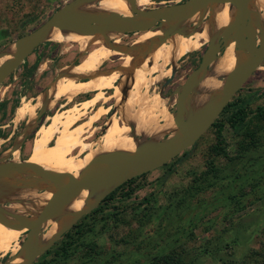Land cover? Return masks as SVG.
<instances>
[{"label":"rangeland","instance_id":"374dc122","mask_svg":"<svg viewBox=\"0 0 264 264\" xmlns=\"http://www.w3.org/2000/svg\"><path fill=\"white\" fill-rule=\"evenodd\" d=\"M69 1L71 0H0V52L5 51L19 37L37 28L54 11ZM180 1L184 0H151L150 3L139 8L158 7ZM260 14L264 22V11ZM142 33L134 32L130 34L128 32L121 34L118 32L102 40L118 37L120 44L127 50L131 47L133 39ZM100 41L98 40L89 45L85 52H81L75 43L46 41L39 45L24 60V63L19 65L4 80L0 85V158L2 157L0 160H27L37 130L41 125L47 123L46 117L53 113H60L74 104L81 107L82 103L87 101L88 98L93 101L96 100L94 101L95 105L91 106L89 102H85L86 104L82 105L81 112L85 113L86 116H82L78 124L85 123L96 106L100 105L102 107L103 105L104 113L91 125L89 137L85 141L91 142L92 146H94L95 141L100 145L107 143L108 137L111 136L108 120L110 116H117V113L114 112L115 108L120 102L125 101L123 98L119 102L115 101L113 93L117 86L115 89H109V87L105 89L102 92L103 95H100L101 100H99L100 96L96 95V93H88L78 95L71 101L66 99L58 101L55 105H52L49 111L45 110V113L42 114H39V110H36L33 128L31 129L26 126L24 120L15 122V110L21 101L24 99V101H33L43 90L49 88L52 76H55L56 67L68 64L63 66L62 69L65 71V67L70 66V71L74 73L72 79L81 82L89 81L93 77H100V73L97 70H115L118 68V65L124 59L120 60L119 56H114L100 64L93 72L88 69L79 70V64L85 58L86 53L94 49ZM47 46H53L51 53L47 51ZM206 49L207 43H204L196 50L190 49L183 53L179 57L180 59L175 62L177 65L174 63L168 68L166 67L171 72L165 77L154 81L151 86L140 83L141 87L138 93L143 100L140 102L141 106L144 109L149 108V100L154 95H160L166 101V112L173 110L176 96L174 93L199 65ZM35 63L38 64L34 68L32 66ZM172 69L174 73L170 79ZM129 78L130 75L124 76L122 80L127 85H130ZM120 80L118 78L115 85ZM248 97L249 99L244 107L249 117L254 114L257 107H264V61L229 102ZM220 121L217 125H223L221 144L225 147L227 155L234 157L236 155L235 141L237 138L228 123L227 113L222 115ZM217 132L218 126H211L197 140L195 145L180 153L173 160L145 173L143 176H138L130 184H126L121 189L116 190L112 198L101 203L100 209L81 217L78 228L73 227L71 229L73 231L72 234L77 235V231L82 229V234L79 235L81 237H78L84 243L95 244L97 250L104 252L105 255L101 256L103 258L113 254L114 257L111 258H118V264H125L129 261H143L147 255L145 253H153L154 255L159 250L166 251L171 248L172 242L176 245L178 242L186 241L188 247H192L196 251L207 243V239L211 241L207 243L210 248H212L214 243H220L222 244L221 249L219 248L214 253L201 255L194 264H222L224 260H231L236 264H264L262 258L254 261L247 257L250 250L257 249L260 251L264 249V197L251 202L246 201L247 197L252 199L254 196L264 193V187H262L264 186V164L258 165L262 168L259 170L261 179L258 187H262L263 190L255 192L258 188L252 190L247 186L246 192L248 194L241 198V202L244 204L241 209H237L228 196L233 193H240L242 182L245 181L240 178L232 180L229 177L214 180L212 185L205 189L191 190L192 192L194 191L193 194L185 197L184 202L181 203L182 205L178 204V199L184 194L182 193V188L190 183L194 173H200L206 168L207 160L212 157L211 147L218 141ZM165 136L163 135L162 137ZM136 138L140 139L141 137L137 135ZM52 141L53 139L49 141V144H52ZM13 150H16L17 153ZM261 152H263V149ZM215 161L220 165L225 163V159L220 157H216ZM256 174L253 173L250 176H255ZM130 189H133L131 194L126 196L125 193L129 192ZM136 205L140 208L144 206L150 207V210H153L154 214L145 225L140 226L136 219L131 218L133 213L129 210ZM125 210H127L126 219H129L128 222L118 219L117 213L121 212V215H124L123 211ZM80 226L82 228H79ZM76 229L77 231H75ZM24 233L22 234V239L24 238ZM63 237L62 235L48 250L49 252L47 251L43 254L36 262L40 263L48 260ZM141 240L144 242H141ZM136 242L140 243V245L138 246ZM74 244H72L71 250H75ZM82 253L85 254L83 246L76 248L75 255L70 257L66 264H82L79 258ZM9 255L0 256V264ZM88 256L92 257L90 254ZM101 261L103 260L95 264H101Z\"/></svg>","mask_w":264,"mask_h":264},{"label":"bare ground","instance_id":"6f19581e","mask_svg":"<svg viewBox=\"0 0 264 264\" xmlns=\"http://www.w3.org/2000/svg\"><path fill=\"white\" fill-rule=\"evenodd\" d=\"M135 1L137 7H140L150 3L151 0ZM255 6L260 13L264 11V0H255ZM129 11L130 8L126 0H94L91 3L81 4L74 8L75 14L87 17L108 13L129 16ZM202 17L204 18L202 19ZM232 19L233 9L229 4L211 6L189 20L167 26L168 28H180L181 35L173 34L166 42H159L158 39L162 35V30H149L134 39L131 44L132 49L127 53H125V48L120 44L118 37L102 40L119 31L85 34L76 31L62 32L56 27H51L46 34L47 41L75 43L81 52H85L89 45L101 40L94 49L86 53L82 62L78 63L80 65L79 70L88 69L93 72L100 64L114 56H119L120 60H124L115 70H97L100 77H93L89 81L83 82L72 79L74 73L70 71V66L65 67V71L61 68L57 78L49 88L43 90L33 101H24L25 99L21 101L15 110V122L24 120L26 126L31 129L33 128L36 110L49 111L57 101L63 99L71 101L78 95L88 93H96L100 96L108 87L109 89H115L117 86L113 96L115 101L119 102L122 99V89L127 87L128 91L125 101L120 102L116 107L117 116H110L108 120L111 136L108 137L106 144L100 145L95 141L94 146H92L91 142L85 141L89 137L91 125L104 113L103 105L102 107L100 105L96 106L87 121L78 124L81 117L86 116L85 113L81 112L82 105L85 102H89L91 106L95 105L94 101L96 100L93 101L88 98L87 101L82 103L81 107L74 104L60 113H53L46 117L47 123L41 125L37 130L26 161L49 170L78 175L81 171L94 165L101 155L129 151L146 139L153 142L163 135L170 136L176 127L175 115L171 111L166 112V101L160 95H154L149 100V108L144 109L140 104L142 99L138 93L141 87L140 83L151 86L154 81L168 75L171 71L166 67L168 68V66L178 61L179 57L186 51L196 50L203 43H213L217 33L226 27ZM13 48L14 44L9 45V51ZM210 49H212V45ZM244 52L245 50L241 44L232 41L226 44L220 56L211 63L207 71L198 76L197 81L190 88V93L186 98L185 116L198 114L215 96L222 84L220 79L231 71ZM6 58L7 55L0 57V65ZM128 75H130V80H128L130 85L122 80L124 76ZM118 78H121V80L115 85ZM101 99L100 96L99 100ZM137 135L141 138L137 139ZM52 139L53 143L49 144ZM14 161H18V159ZM27 175H14L11 179L1 178L0 188L4 191L7 190V184L19 187L10 189L8 196L7 194H5L6 196H0V202L10 201L9 204L4 206L5 211L19 216H27L33 213L36 208L41 207L51 197L53 192L47 185L44 184L43 189L39 191V186H36L30 179V173ZM85 197V192L79 194L66 213L46 222L43 241L51 237L68 212L79 209L83 205ZM14 199H18L21 203ZM5 217L10 219L7 216ZM24 231V229L8 228L0 223V256L15 255Z\"/></svg>","mask_w":264,"mask_h":264},{"label":"water","instance_id":"95a60500","mask_svg":"<svg viewBox=\"0 0 264 264\" xmlns=\"http://www.w3.org/2000/svg\"><path fill=\"white\" fill-rule=\"evenodd\" d=\"M93 1H69L54 11L37 28L16 39L12 43L14 48L11 51L8 46L5 51L0 52V57L7 55L6 60L0 65V85L39 45L47 41L46 34L51 27H56L62 32L76 31L85 34L106 31H119L121 34L142 33L161 29L162 35L158 40L166 42L173 34L181 35L180 28H168V25L189 20L208 7L229 4L233 9V19L217 33L213 43L207 42V49L202 55L201 62L174 93L176 95L175 107L169 110L175 115L176 127L170 136L166 135L153 142L146 139L129 151L101 155L94 165L78 175L49 170L26 160H0V181H2L1 178L11 179L14 175L28 176L27 174L30 173V179L36 186H39V191L45 184L53 192L41 207L36 208L27 216L5 211L4 206L10 201L0 202V223L8 228L25 230L18 251L15 255L6 257L2 264L35 263L82 216L96 208L109 193L128 180L163 166L195 145L197 140L212 126L234 94L264 61V22L255 6V0H184L152 8H139L135 0H126L130 8L129 16L108 13L87 17L74 13V8L77 6ZM231 41L243 45L245 52L236 61L231 71L220 79L221 87L203 109L194 116H185L186 98L190 93V88L197 81L198 76L208 70L211 63L223 52L226 44ZM211 45L212 49H210ZM131 49L132 46L127 50L125 48V53ZM173 73L172 69L170 79ZM127 91L126 87L122 89L123 99ZM31 175L37 178H32ZM13 188L19 187L7 184L6 191L0 188V196H6L5 194L8 196V192ZM83 192L86 193L83 205L79 209L68 212L51 237L43 241L46 222L66 213L75 198ZM14 200L21 203L18 199Z\"/></svg>","mask_w":264,"mask_h":264},{"label":"trees","instance_id":"16d2710c","mask_svg":"<svg viewBox=\"0 0 264 264\" xmlns=\"http://www.w3.org/2000/svg\"><path fill=\"white\" fill-rule=\"evenodd\" d=\"M248 99L249 97L246 99L236 100L235 102H229L224 107L223 111L220 113L215 122L212 124V126H218V141L211 147L214 156L212 155V157L207 160L206 168L200 171V173H194L190 183L182 188V193L184 194L181 198L178 199V204L184 202L185 197L193 194L194 191L192 192L191 190L205 189L211 186L214 180L225 179L228 177L230 179L232 178V180L240 178L245 181L242 182L240 193H233L228 196V198L233 202L237 209H241L244 206V204L241 202V198L248 194L246 192L247 186L252 190L258 188V190H255V192L263 190L262 187L264 186L260 188L258 187L260 182L259 180L261 179L259 177V170L262 169L258 165L264 164V107H257V109L254 111V114L248 117V112L244 107ZM224 113H227L228 123L233 129V132L237 138L235 141L236 155L234 157L228 156L225 152V147L223 146V144H221V130L223 125L217 124L218 122H221L220 119ZM262 149L263 152H261ZM216 157L225 159L224 165L216 163ZM253 173H257L258 175L256 174L255 176H250ZM137 177H134L124 184L120 185L111 194L106 196L101 203L112 198L116 190L121 189L126 184H130ZM132 190L133 189H130V191L125 193V195H130ZM262 197H264V193L259 196H254V198L252 199H248L247 197L246 201L251 202ZM100 207L101 204L95 210L100 209ZM129 211L133 213L131 215V218L136 219L140 226L145 225V223L148 222L154 214L153 210H150V207L144 206L140 208L138 205L134 206ZM117 214L118 219L123 220L124 222L129 221V219H126L127 210L123 211L124 215H121V212ZM78 226L79 224L77 223V225L73 227L75 228ZM79 228H82V226H80ZM81 230L82 229H79V231H77V235H73L72 230L66 232L63 235L64 237L62 241L48 260L41 261L40 263L35 262L33 264H66L70 257H73L75 255L76 248H79L80 246H83L85 248V254L82 253V255L79 256L82 264H95L100 260H103L101 261V264H118V258H111L114 257L113 254H110L106 258H103L101 256L105 255L104 252L102 253L101 250H97V247L95 248V244L84 243L81 238H79L81 237L79 235L82 234ZM126 241H128V239H126ZM206 241L207 243L211 242L210 239H207ZM141 242L144 241L141 240ZM207 243L205 245L203 244V246L200 247L199 250L195 251L194 248L188 247L186 241L178 242L176 243V245H174V242H172L173 245H171V248L167 249L166 251L159 250L154 255L153 253H145L147 255L143 261H129L125 264H194L201 255H207L211 252L214 253L218 251L222 245L220 243L213 244L212 240L213 246L212 248H210ZM72 244H74L75 250H71ZM137 244L138 246L140 245V243ZM95 249L96 251H94ZM92 252L93 254H91ZM89 254L92 257H89ZM247 257L254 261L258 258H262L264 260V249L260 251L257 249L250 250L247 254ZM222 264L236 263L231 260H224Z\"/></svg>","mask_w":264,"mask_h":264},{"label":"crops","instance_id":"0c3cea01","mask_svg":"<svg viewBox=\"0 0 264 264\" xmlns=\"http://www.w3.org/2000/svg\"><path fill=\"white\" fill-rule=\"evenodd\" d=\"M47 51L49 52V53H51V51L53 50V46H47ZM46 51V52H47ZM24 63V62H23ZM22 63V64H23ZM76 64H78V63H76ZM65 65H68V64H62V65H60L59 67H56V70H55V76H52V80H51V82H50V84H49V87L53 84V82L55 81V79L57 78V76H58V72H59V70L63 67V66H65ZM33 67V66H32ZM31 67V68H32ZM36 67V66H35ZM34 67V68H35ZM58 102V101H57ZM39 110V109H38ZM42 113H45L44 111H41V110H39V114H42Z\"/></svg>","mask_w":264,"mask_h":264},{"label":"flooded vegetation","instance_id":"af4514ba","mask_svg":"<svg viewBox=\"0 0 264 264\" xmlns=\"http://www.w3.org/2000/svg\"><path fill=\"white\" fill-rule=\"evenodd\" d=\"M133 33H134V32H130V34H133ZM133 41H134V39H133ZM118 58H119V57H118ZM112 61H113V60H112ZM37 64H38V63H35V64L33 65V67L36 66ZM17 106H18V105H17ZM17 106H16V107H17ZM61 106H62V105H61ZM16 107H15V108H16ZM59 107H60V106H59ZM15 108H14V109H15ZM13 113H14V110H13ZM12 120H13V118H12ZM30 150H31V148H30ZM143 175H144V174H142V175H140V176H143ZM100 204H101V203H100ZM98 206H99V205H98ZM98 206H97V207H98ZM97 207H96V208H97ZM96 208H94V209H93L91 212H89V213H93V212L97 211V210H95ZM82 217H83V216H82ZM79 221H80V219H79V220H78L73 226L77 225V223H79ZM73 226H72V228H73ZM72 228H71V229H72ZM76 228H78V227H76ZM71 229H69L68 231H70ZM68 231H67V232H68ZM75 231H77V229H76ZM64 234H65V233H64ZM64 234H63V235H64Z\"/></svg>","mask_w":264,"mask_h":264}]
</instances>
